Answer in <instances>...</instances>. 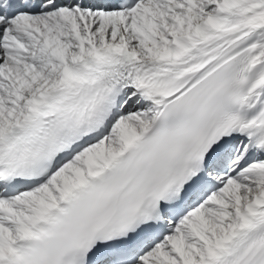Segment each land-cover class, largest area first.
Listing matches in <instances>:
<instances>
[{
  "label": "snow or ice",
  "instance_id": "snow-or-ice-1",
  "mask_svg": "<svg viewBox=\"0 0 264 264\" xmlns=\"http://www.w3.org/2000/svg\"><path fill=\"white\" fill-rule=\"evenodd\" d=\"M0 264H264V0H0Z\"/></svg>",
  "mask_w": 264,
  "mask_h": 264
}]
</instances>
